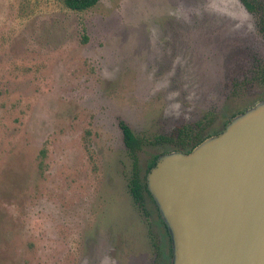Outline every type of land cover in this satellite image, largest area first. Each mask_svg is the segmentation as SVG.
<instances>
[{
    "label": "rangeland",
    "instance_id": "374dc122",
    "mask_svg": "<svg viewBox=\"0 0 264 264\" xmlns=\"http://www.w3.org/2000/svg\"><path fill=\"white\" fill-rule=\"evenodd\" d=\"M252 29L238 0H0V264H166L153 202L144 215L128 194L118 124L145 141L142 177L166 149L155 137L255 103L262 90L224 99L217 84Z\"/></svg>",
    "mask_w": 264,
    "mask_h": 264
},
{
    "label": "water",
    "instance_id": "95a60500",
    "mask_svg": "<svg viewBox=\"0 0 264 264\" xmlns=\"http://www.w3.org/2000/svg\"><path fill=\"white\" fill-rule=\"evenodd\" d=\"M146 176L171 239L170 264H264V100Z\"/></svg>",
    "mask_w": 264,
    "mask_h": 264
},
{
    "label": "trees",
    "instance_id": "16d2710c",
    "mask_svg": "<svg viewBox=\"0 0 264 264\" xmlns=\"http://www.w3.org/2000/svg\"><path fill=\"white\" fill-rule=\"evenodd\" d=\"M63 7L74 12H83L93 8L100 0H59ZM243 8L251 15L253 19V29L236 32L237 38L229 45L227 54H223V60L226 62L230 59L231 66L224 65L225 71L218 78L217 84L219 93L224 99L229 96H239L245 92L260 91L264 92V1L262 0H238ZM229 43V42H228ZM225 63V62H224ZM264 100V96L260 97L255 103L247 106L244 109L237 110L229 116H225L217 126L211 128L214 120L213 110L216 105L208 113L202 114L196 120L188 124L176 126L168 135H159L149 144L166 145V149L158 152L148 162L145 173L140 177L136 152L142 149L145 144L141 138L136 136L131 127L120 121L118 127L121 132L123 146L129 151L132 156V169L128 179L127 190L133 202L142 211V214L147 215L144 206L145 197H149L154 204V208L158 212V216L166 231L169 242V258L166 264H170L171 259V239L166 227V224L161 217L155 200L153 199L148 187L146 176L150 169L154 167L159 158L170 151L189 152L196 145L202 142L207 137L220 133L227 122L234 116L253 106L257 102ZM46 148L43 147L38 153V166L42 173L45 168ZM151 264H154L153 262Z\"/></svg>",
    "mask_w": 264,
    "mask_h": 264
}]
</instances>
